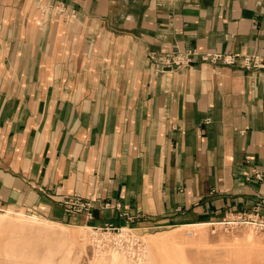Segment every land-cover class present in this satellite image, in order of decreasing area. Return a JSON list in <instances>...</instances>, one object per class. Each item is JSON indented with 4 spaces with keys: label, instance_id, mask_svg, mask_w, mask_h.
I'll list each match as a JSON object with an SVG mask.
<instances>
[{
    "label": "crops",
    "instance_id": "crops-1",
    "mask_svg": "<svg viewBox=\"0 0 264 264\" xmlns=\"http://www.w3.org/2000/svg\"><path fill=\"white\" fill-rule=\"evenodd\" d=\"M172 50L199 55L156 72L150 54ZM248 55L264 63V0H0V208L136 235L264 218V67Z\"/></svg>",
    "mask_w": 264,
    "mask_h": 264
},
{
    "label": "rangeland",
    "instance_id": "rangeland-1",
    "mask_svg": "<svg viewBox=\"0 0 264 264\" xmlns=\"http://www.w3.org/2000/svg\"><path fill=\"white\" fill-rule=\"evenodd\" d=\"M6 210L0 208V214H6ZM11 210L12 215H0V264H110L114 252L98 250L94 243V238H101L104 231L62 228ZM216 227H185L138 235L144 254L143 261L137 263L125 252L116 251L130 259V264H264V231L250 225L231 232ZM189 233L194 235L190 237ZM71 237L76 239L75 245Z\"/></svg>",
    "mask_w": 264,
    "mask_h": 264
},
{
    "label": "built area",
    "instance_id": "built-area-1",
    "mask_svg": "<svg viewBox=\"0 0 264 264\" xmlns=\"http://www.w3.org/2000/svg\"><path fill=\"white\" fill-rule=\"evenodd\" d=\"M56 11V15L62 16L65 20L76 17V11L67 9L66 5H59ZM196 55H199L196 50H172L168 53H151L149 60L156 72H168L173 70H184L190 67ZM202 58L204 61L213 64L220 62L232 64L235 62L234 56L223 55L221 53L208 52L203 54ZM243 65L248 69L264 67L263 60L255 55L245 56ZM257 178L262 180L264 179V175L259 173L257 174ZM64 207L68 214H81L87 212L88 215L91 216V209L93 206L91 201H85L77 197H67L64 201ZM241 225H250L258 231H264V218L261 217L258 210H256L249 216H237L219 223H212L211 227L216 229V226H222L225 231L231 232ZM91 229L96 232L104 231L101 234V238H94L96 249L119 250L125 252L134 262H138L143 258L144 249L142 248L141 237L136 235L132 229L110 227L105 229Z\"/></svg>",
    "mask_w": 264,
    "mask_h": 264
},
{
    "label": "bare ground",
    "instance_id": "bare-ground-1",
    "mask_svg": "<svg viewBox=\"0 0 264 264\" xmlns=\"http://www.w3.org/2000/svg\"><path fill=\"white\" fill-rule=\"evenodd\" d=\"M21 213H22V216L25 217L24 213L23 212H21ZM12 214H13L12 210L11 209H7L6 210V214H0V215H3V216H6L7 215V216H9V215H12ZM33 219L34 220H39L37 217H33ZM45 221L47 223H50V224H53V225H57V226L62 227V228H66L67 227L66 225H62V224H58V223H52V222H49L47 220H45ZM204 226H206V225H204ZM201 227H203V226H201ZM76 228H78V227H76ZM87 228L89 229V227H87ZM54 234L57 235V237L60 239V235L59 234H57L56 232H54ZM193 235H194L193 233H189V236L190 237H192ZM70 239H71L72 244L75 245L76 239H74V237H71ZM112 251L114 253L112 252L113 254L111 255V257L109 259L110 264H130V263H132V261L130 259L126 258L124 256V254L120 253L119 251H116V250H112ZM142 259L140 261H138V262L143 261ZM133 263H137V262H133ZM146 264H148V263H146Z\"/></svg>",
    "mask_w": 264,
    "mask_h": 264
}]
</instances>
